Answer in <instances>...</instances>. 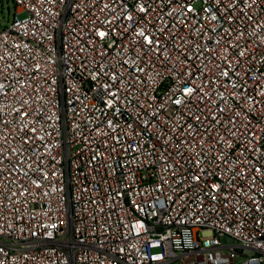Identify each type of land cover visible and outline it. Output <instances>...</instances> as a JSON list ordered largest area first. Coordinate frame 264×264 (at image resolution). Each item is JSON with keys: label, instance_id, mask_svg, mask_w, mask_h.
I'll list each match as a JSON object with an SVG mask.
<instances>
[{"label": "built area", "instance_id": "1", "mask_svg": "<svg viewBox=\"0 0 264 264\" xmlns=\"http://www.w3.org/2000/svg\"><path fill=\"white\" fill-rule=\"evenodd\" d=\"M14 2L0 264H264V0Z\"/></svg>", "mask_w": 264, "mask_h": 264}, {"label": "rangeland", "instance_id": "2", "mask_svg": "<svg viewBox=\"0 0 264 264\" xmlns=\"http://www.w3.org/2000/svg\"><path fill=\"white\" fill-rule=\"evenodd\" d=\"M15 9L14 0H0V28H4L9 24L15 13Z\"/></svg>", "mask_w": 264, "mask_h": 264}]
</instances>
